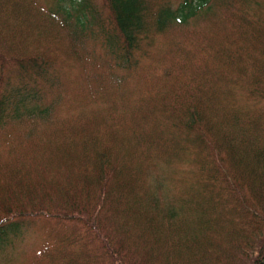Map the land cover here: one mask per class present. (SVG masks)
Masks as SVG:
<instances>
[{"label":"trees","instance_id":"16d2710c","mask_svg":"<svg viewBox=\"0 0 264 264\" xmlns=\"http://www.w3.org/2000/svg\"><path fill=\"white\" fill-rule=\"evenodd\" d=\"M67 1L69 5L60 4L66 17L81 32L100 39L125 68L137 63V53L146 52L150 27L158 35L172 22L187 23L202 9L221 6L220 0H182L176 8L154 10L153 0H103L102 7L109 10L104 16L97 0ZM234 1L226 0L232 23L245 40L231 39L214 48L204 40L200 54L208 65L196 69L165 102V108L178 113L173 119L175 129H182L166 139L172 153L188 146L198 150L199 195L182 198L178 204H168L148 192L135 200V171L126 159L114 162L104 151L98 163L102 174L96 178L94 170L80 172V164L67 152V164L75 171L66 181L53 178L51 188L49 180L30 183L33 165L19 161L14 168L17 189L11 185L7 195L0 196V245L35 222L40 209L50 213L43 216L59 222L78 218L79 207L86 209L90 204L85 205L73 192L74 176L79 174L87 201L95 194L98 202L125 201L114 202L110 208L120 222L116 224L119 240L110 236L116 243L106 236L107 228L93 238L87 220L83 217L78 223L84 230L75 240L87 239L86 245L94 246L95 264H104L106 258L105 264H264V0ZM184 67L186 62L182 71ZM0 68V128L25 118L50 117L46 90L59 84L62 76H57L49 56L0 52ZM209 84L218 90L210 107L203 104L204 91L198 87ZM237 86L249 99L246 106L234 99ZM226 96L236 102L222 100ZM68 140L76 144L73 138ZM26 204L32 210L27 211ZM104 204L95 207L101 210ZM57 245L72 246L70 236H62ZM103 251L107 255L100 259Z\"/></svg>","mask_w":264,"mask_h":264},{"label":"rangeland","instance_id":"374dc122","mask_svg":"<svg viewBox=\"0 0 264 264\" xmlns=\"http://www.w3.org/2000/svg\"><path fill=\"white\" fill-rule=\"evenodd\" d=\"M181 1L152 2L154 10H158L159 6L176 8ZM61 2L0 0V52L49 56L57 76H62L59 84L46 90L52 108L50 117L25 118L0 128V196L7 195L11 185L17 189L14 168L19 161L25 166L33 165L30 183L49 180L51 188L53 178L66 181L74 170L67 164L69 151L76 165L80 164L79 171L94 170L95 178L102 174L98 163L103 151L114 162L126 159L135 171L132 178L135 200L148 192L168 204H178L182 198L199 195L200 165L195 162L198 150L188 146L181 153H172L166 139L182 129H175L173 119L178 113L175 108H165V102L188 82L196 69L208 65V60L200 54L204 40L213 43V48L231 39L245 40L232 23L229 4L220 0V7L212 11L202 9L187 23L172 22L158 35L150 27L143 48L146 52L137 53L134 58L137 63L125 69L100 39L95 40L89 32L77 29L76 23L63 13ZM97 2L107 16L109 10L102 7L103 0ZM66 4L69 1L64 0L61 6ZM198 87L204 91L203 104L212 106L218 96L217 87L214 84ZM243 94L237 86L234 99L246 106L249 99ZM222 100L234 101L229 96ZM70 137L76 144L68 140ZM69 143L72 146L68 148ZM34 170L43 175L37 177ZM74 177L77 181L73 180V192L85 205L90 203L89 206L79 207L81 215L75 212L79 217L65 222L43 216L50 213L38 210L37 214L41 215L35 222L0 245V264H95L94 246L86 245L87 239L75 240L82 236L84 228L78 223L83 217L92 228L93 238L107 228L106 236L114 243V239L119 240L116 224L120 222L110 208L114 202L125 201L107 198L98 202L96 194L87 201L79 174ZM58 193L59 201L63 193L61 190ZM10 200L8 197L7 202ZM105 201L101 210L95 207ZM29 210L32 206L27 205ZM63 210L59 212L66 215ZM62 236H70L72 246L57 245ZM106 255L101 252L100 259ZM107 260L103 259V263Z\"/></svg>","mask_w":264,"mask_h":264}]
</instances>
